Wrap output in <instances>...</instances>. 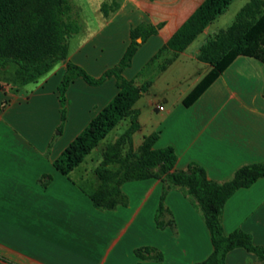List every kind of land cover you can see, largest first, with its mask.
<instances>
[{
    "label": "crops",
    "instance_id": "obj_1",
    "mask_svg": "<svg viewBox=\"0 0 264 264\" xmlns=\"http://www.w3.org/2000/svg\"><path fill=\"white\" fill-rule=\"evenodd\" d=\"M102 1H116L119 9L103 15L101 25L69 47L68 55V61L93 77H100L120 61L130 44L132 28L143 23L162 24L158 33L141 45L124 72L136 86L147 88L135 104L140 112L142 142L158 133L155 148L175 150V171L196 163L210 180L219 183L230 180L244 165L264 163L263 63L237 57L192 105L184 104L213 69L198 55L223 31L210 36L213 24L234 1L184 52L165 50L154 60L205 0ZM202 36L209 38L196 43ZM120 37V48L105 53ZM157 62L158 68L150 70ZM65 70L64 62L57 64L30 92L26 86L16 91L9 68L0 70V94L16 103L34 102L32 110L44 116L52 112L54 116L44 129L52 134L62 126L65 134L72 135L68 146L119 90L115 78L99 86L76 79L67 91L66 119L62 122L58 86ZM5 115L0 113V123ZM124 121L127 130L130 119ZM42 130L10 121L0 126V264H196L212 254L202 212L181 189L172 187L165 178L128 182L122 186L129 198L127 206L99 210L87 194L96 186L88 190L71 178L88 156L68 176L61 174L53 163L67 146L49 155L48 139L38 141ZM45 175L51 176L46 187L39 182ZM164 193L165 208L159 214ZM222 225L226 235L241 230L264 248V178L235 192L223 209ZM141 248L159 250L163 261L139 258L135 250ZM226 264L264 261L238 248L227 255Z\"/></svg>",
    "mask_w": 264,
    "mask_h": 264
},
{
    "label": "trees",
    "instance_id": "obj_2",
    "mask_svg": "<svg viewBox=\"0 0 264 264\" xmlns=\"http://www.w3.org/2000/svg\"><path fill=\"white\" fill-rule=\"evenodd\" d=\"M233 1L205 0L153 60L165 50L184 52ZM118 9L116 1L104 3L101 7L105 16ZM75 14L71 0H0V70L7 71L10 65L17 67L13 81L16 91L22 86L37 83L57 64L64 62L66 70L58 86L64 122L67 91L76 79L81 78L91 86H99L110 78L116 80L118 93L55 159L54 167L68 176L111 131L122 121L130 119L129 128L102 151V160L94 172L98 185L87 193L94 207L112 211L118 206H127L129 198L122 190L124 184L165 178L172 187L181 189L187 198L196 202L209 230L213 252L196 264H226L227 255L238 248L264 261V248L255 245L250 234L236 230L226 235L222 225L227 201L239 189L249 188L264 178V163L244 165L230 180L219 183L210 180L205 169L196 163L184 171H175L178 161L175 150L172 147L155 148L158 133L144 137L142 144L134 147L133 136L141 130L140 112L135 109V104L147 88L136 86L124 77V72L131 67L141 45L156 35L162 24L143 23L132 28L130 44L120 61L96 78L68 61L69 40L81 30ZM138 39L142 43H138ZM239 56L254 58L264 64V0H251L227 30L219 32L200 49L198 59L213 69L187 96L184 104L192 105ZM50 181L51 176L48 175L40 179L44 187ZM164 196L165 193L158 207L159 214L165 208ZM135 254L145 260L163 261L162 253L155 248L137 249Z\"/></svg>",
    "mask_w": 264,
    "mask_h": 264
},
{
    "label": "rangeland",
    "instance_id": "obj_3",
    "mask_svg": "<svg viewBox=\"0 0 264 264\" xmlns=\"http://www.w3.org/2000/svg\"><path fill=\"white\" fill-rule=\"evenodd\" d=\"M250 1L251 0H234V2L230 5L229 9L213 24L210 36L212 37L219 31L225 30L230 27L235 22L241 9ZM71 2L76 12L74 17L75 19H77L81 27L80 32L71 37V39L69 40V47L72 49L74 45H76L80 41V39L84 38V36H87L88 31L93 32L101 25L102 17L104 15V13L101 11V7L104 3L109 2L102 0H71ZM208 38L206 36H202L198 39L196 43L203 42L204 39ZM122 41V37L118 38L116 41V45L112 48H107L105 50V53L109 54L111 50L112 53H114L120 48ZM159 64L160 62L153 63L151 64V66H149V69H157ZM16 69L17 67L15 65H10V74L15 76ZM12 81H14V78L12 79ZM5 83L9 84L7 82ZM35 86L36 83H31L26 85L25 89L30 92L34 89ZM9 92L12 93L13 91L10 90ZM19 93H21V91ZM33 104L35 103H31L30 101L29 103L24 101H18L16 103L13 98L9 99L6 94H0V113H6L5 118L0 123V126L5 127V125H9L10 121L11 123H13V125H22L27 127L33 125L34 127L42 128L43 130L38 136V138H40L38 141L43 142L47 141L48 139V152L49 155H52L53 151L56 148L59 149L62 146H67L66 144H68L72 135L65 134L62 129H57L54 131V133L48 134L44 128L47 126L48 121L52 120V115L54 116V114L52 112H48L44 116L43 113H38L36 109L32 110L31 107ZM23 114L25 115V117L23 116ZM127 125L128 123L124 121L116 129L111 131L107 135V137L101 142L97 150L92 152V154L87 157L86 162L80 167V169L71 175V178L88 190L92 189L93 185L97 186L98 182L96 180L94 172L100 163L102 148L104 149L108 143H111L117 138H119L125 132ZM133 138L134 146L138 148L141 145L143 139L141 133L137 132ZM192 201L196 203L194 200Z\"/></svg>",
    "mask_w": 264,
    "mask_h": 264
},
{
    "label": "water",
    "instance_id": "obj_4",
    "mask_svg": "<svg viewBox=\"0 0 264 264\" xmlns=\"http://www.w3.org/2000/svg\"><path fill=\"white\" fill-rule=\"evenodd\" d=\"M138 43H141V39H138Z\"/></svg>",
    "mask_w": 264,
    "mask_h": 264
},
{
    "label": "built area",
    "instance_id": "obj_5",
    "mask_svg": "<svg viewBox=\"0 0 264 264\" xmlns=\"http://www.w3.org/2000/svg\"><path fill=\"white\" fill-rule=\"evenodd\" d=\"M160 110H162L163 108L162 107H159Z\"/></svg>",
    "mask_w": 264,
    "mask_h": 264
}]
</instances>
